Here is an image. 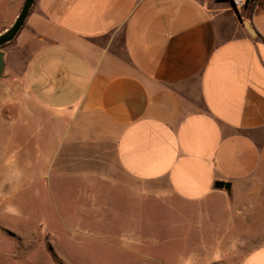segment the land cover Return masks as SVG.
Returning a JSON list of instances; mask_svg holds the SVG:
<instances>
[{
  "label": "crops",
  "instance_id": "crops-1",
  "mask_svg": "<svg viewBox=\"0 0 264 264\" xmlns=\"http://www.w3.org/2000/svg\"><path fill=\"white\" fill-rule=\"evenodd\" d=\"M231 1L34 0L4 68L50 115L40 179L140 184L200 251L264 264V0Z\"/></svg>",
  "mask_w": 264,
  "mask_h": 264
},
{
  "label": "rangeland",
  "instance_id": "rangeland-1",
  "mask_svg": "<svg viewBox=\"0 0 264 264\" xmlns=\"http://www.w3.org/2000/svg\"><path fill=\"white\" fill-rule=\"evenodd\" d=\"M23 2L0 0V33L13 24ZM48 117L5 67L0 78V264H234L200 251L189 221L140 184L66 179L61 163L48 181L40 179L45 164L37 161L35 124ZM258 144L264 155V133Z\"/></svg>",
  "mask_w": 264,
  "mask_h": 264
},
{
  "label": "water",
  "instance_id": "water-1",
  "mask_svg": "<svg viewBox=\"0 0 264 264\" xmlns=\"http://www.w3.org/2000/svg\"><path fill=\"white\" fill-rule=\"evenodd\" d=\"M33 3L34 0H24L21 10L13 24L4 32L0 33V78L2 76L5 66L4 52L2 51V48L11 43L19 34ZM245 26L248 30H250L247 23H245Z\"/></svg>",
  "mask_w": 264,
  "mask_h": 264
},
{
  "label": "built area",
  "instance_id": "built-area-1",
  "mask_svg": "<svg viewBox=\"0 0 264 264\" xmlns=\"http://www.w3.org/2000/svg\"><path fill=\"white\" fill-rule=\"evenodd\" d=\"M252 0H232L231 6L235 9L242 8L246 4L250 3Z\"/></svg>",
  "mask_w": 264,
  "mask_h": 264
},
{
  "label": "trees",
  "instance_id": "trees-1",
  "mask_svg": "<svg viewBox=\"0 0 264 264\" xmlns=\"http://www.w3.org/2000/svg\"><path fill=\"white\" fill-rule=\"evenodd\" d=\"M29 14V13H28ZM7 46V45H6ZM5 47V46H4Z\"/></svg>",
  "mask_w": 264,
  "mask_h": 264
}]
</instances>
